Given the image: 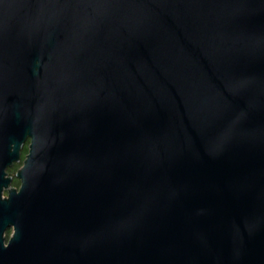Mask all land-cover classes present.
I'll return each instance as SVG.
<instances>
[{"label":"water","instance_id":"95a60500","mask_svg":"<svg viewBox=\"0 0 264 264\" xmlns=\"http://www.w3.org/2000/svg\"><path fill=\"white\" fill-rule=\"evenodd\" d=\"M0 264H264V0H0Z\"/></svg>","mask_w":264,"mask_h":264},{"label":"trees","instance_id":"16d2710c","mask_svg":"<svg viewBox=\"0 0 264 264\" xmlns=\"http://www.w3.org/2000/svg\"><path fill=\"white\" fill-rule=\"evenodd\" d=\"M27 153H28V148H27V146H25L24 149H23L22 152H21V162L18 163V164H14V165L12 166V168L9 169V170L7 171V172H8V173H7L8 176L13 177V176L15 175V173L17 172V170H18L19 168H21V166H22V162H23V160L25 159ZM12 183H13L12 185H14V186H16V187H19V182H18L16 179H13V182H12ZM7 234H8V233H6V235H7Z\"/></svg>","mask_w":264,"mask_h":264},{"label":"rangeland","instance_id":"374dc122","mask_svg":"<svg viewBox=\"0 0 264 264\" xmlns=\"http://www.w3.org/2000/svg\"><path fill=\"white\" fill-rule=\"evenodd\" d=\"M24 147H25V146H24ZM23 149H24V148H23ZM10 169H11V168H10ZM19 169H20V168H19ZM19 169H18V170H19ZM18 170H17V171H18ZM7 173H8V172H7ZM15 174H16V173H15ZM9 177H11V176H9ZM11 178L15 179L14 176L11 177ZM17 181H18V180H17ZM12 182H13V181H12ZM18 182H19V181H18ZM12 184H13V183H12ZM12 184L10 185L9 189H18V187L14 186V185H12ZM6 195H7L6 192H4V193H3V197H6ZM11 234H12V231L10 230V231L8 232V234L6 235V238H9V237L11 236Z\"/></svg>","mask_w":264,"mask_h":264},{"label":"flooded vegetation","instance_id":"af4514ba","mask_svg":"<svg viewBox=\"0 0 264 264\" xmlns=\"http://www.w3.org/2000/svg\"><path fill=\"white\" fill-rule=\"evenodd\" d=\"M28 144H29L28 142L25 144V146H27V148H28ZM22 150H23V149H22ZM21 152H22V151H21Z\"/></svg>","mask_w":264,"mask_h":264}]
</instances>
